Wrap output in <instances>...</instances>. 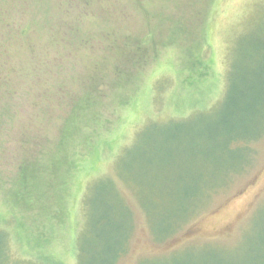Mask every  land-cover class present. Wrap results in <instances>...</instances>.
Listing matches in <instances>:
<instances>
[{"label": "rangeland", "instance_id": "rangeland-1", "mask_svg": "<svg viewBox=\"0 0 264 264\" xmlns=\"http://www.w3.org/2000/svg\"><path fill=\"white\" fill-rule=\"evenodd\" d=\"M259 98L264 0H0V264H81L104 179L93 264H264Z\"/></svg>", "mask_w": 264, "mask_h": 264}, {"label": "trees", "instance_id": "trees-1", "mask_svg": "<svg viewBox=\"0 0 264 264\" xmlns=\"http://www.w3.org/2000/svg\"><path fill=\"white\" fill-rule=\"evenodd\" d=\"M245 54L242 53L241 57ZM237 58H235L234 60L232 59V62H231V67H230V71H229V76H228V82H227V90H226V94L224 96V99H223V103H222V109H224L225 111H231L234 109V106L237 104V101L239 98H241V93H240V64H241V61L238 59L236 60ZM262 99V98H261ZM259 98L258 100V106L260 104H264L263 100H261ZM261 105V106H262ZM231 108V110H230ZM254 113V112H253ZM256 124H264V110L259 112L257 111L256 113ZM260 136L262 135H259L257 137H251L250 141L249 140H243L242 137H233L232 140L229 141V144H231V146L234 148H236V144H239L241 143L243 147H248V145L250 143H252V141H255L257 138H259ZM239 147H237L238 149ZM242 148V147H240ZM243 148V149H245ZM131 151V148L129 149H126L124 150V155L122 154V156L120 157L119 161H118V165H117V169H118V174H119V177L121 179H123L124 181H126L133 190L134 189V186H132L128 181H127V176L124 172V169H126V163H125V160H124V156L127 155L129 152ZM105 181L103 180H100V182L98 183H95L94 185L90 186L89 187V194L88 196L86 197V209H87V216H86V220H87V224H86V229L84 231V234L81 236V243L83 244L81 247H80V251H81V264H93L91 262V259L88 261L85 256V244L87 243L86 241L88 240V230H90L91 228L94 227V224H95V221L93 220V218L95 217L94 214H95V209L93 207L94 205V201H95V198L96 197H93L95 195V190L97 188L98 185L100 184H103V182H105L107 185L111 186L112 187V191H114V183L112 180H109V179H104ZM136 191V190H135ZM117 197V196H116ZM119 199V197H118ZM120 201V200H119ZM85 203V202H84ZM103 218L104 220V216L101 215V216H98L97 214V220L98 222ZM130 230H131V224H130V229L129 231L126 233V235L124 236L123 238V242L120 243L119 245V248L118 250L116 251V253L114 254L113 258H111L110 260V263L109 264H114L115 261L118 259V257L120 256V254L122 253V251L124 250V246L126 245L128 239H129V236H130ZM173 233V232H172ZM85 243V244H84ZM123 243V244H122ZM122 244V245H121ZM87 246V245H86Z\"/></svg>", "mask_w": 264, "mask_h": 264}]
</instances>
